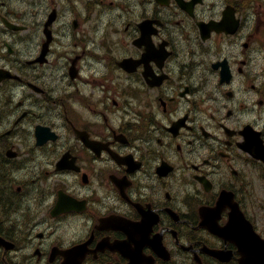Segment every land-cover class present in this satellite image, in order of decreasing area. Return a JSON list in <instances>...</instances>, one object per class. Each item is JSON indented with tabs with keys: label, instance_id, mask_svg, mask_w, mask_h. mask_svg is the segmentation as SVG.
<instances>
[{
	"label": "flooded vegetation",
	"instance_id": "flooded-vegetation-1",
	"mask_svg": "<svg viewBox=\"0 0 264 264\" xmlns=\"http://www.w3.org/2000/svg\"><path fill=\"white\" fill-rule=\"evenodd\" d=\"M87 42L127 104L58 101L48 66L78 72ZM60 109L57 149L35 128ZM259 239L264 0H0V264H245Z\"/></svg>",
	"mask_w": 264,
	"mask_h": 264
},
{
	"label": "rangeland",
	"instance_id": "rangeland-1",
	"mask_svg": "<svg viewBox=\"0 0 264 264\" xmlns=\"http://www.w3.org/2000/svg\"><path fill=\"white\" fill-rule=\"evenodd\" d=\"M110 15H115L114 12L109 13ZM104 16V17H103ZM102 19L105 21L109 17L107 13H104ZM90 27L87 29V37H90ZM68 38L65 40L67 43V47L71 46L74 43V39H79L80 34L74 35L72 32H69ZM91 37L96 40L99 39L96 32H94ZM87 39V38H86ZM86 55L85 58L81 61L83 68L79 71V75L73 79L69 80L67 71H65V76H63L62 69L56 65L54 67L48 66L47 69V77L53 81H51L52 86L55 90L56 97H60L65 103V107L70 113H78L82 110V104H112V100H116L118 104H127L126 101L130 98L132 92L129 90V87L125 84L123 76H117L111 73H103L105 64L108 61L101 60V62H97L90 58L92 55L100 54V48L97 46H93L92 43L87 44L86 46ZM54 49L57 51H61V47L57 44L54 45ZM81 50V49H80ZM79 50V51H80ZM75 49L70 51L71 55L79 52ZM94 57V56H92ZM99 73L100 76H106L107 80H103V83H98L95 81V74ZM110 76L112 78L110 79ZM121 83H120V81ZM83 83L87 84L88 87L83 89ZM119 83V84H118ZM92 90H95V93H92ZM101 90L105 92V99L103 102L100 100V96L102 94ZM99 96L98 103L94 100L95 96ZM88 97L92 98V100L88 99ZM62 110H58L57 115H55V128L57 132L61 135L60 141H58L57 149H59L63 143V132H64V120L60 114ZM46 119V118H45ZM13 119L9 118L5 122L7 127H10ZM4 145L8 144L7 141L3 143ZM66 228V227H65Z\"/></svg>",
	"mask_w": 264,
	"mask_h": 264
},
{
	"label": "bare ground",
	"instance_id": "bare-ground-1",
	"mask_svg": "<svg viewBox=\"0 0 264 264\" xmlns=\"http://www.w3.org/2000/svg\"><path fill=\"white\" fill-rule=\"evenodd\" d=\"M96 4V3H95ZM98 4V3H97ZM84 9H86V8H84ZM116 10V9H115ZM35 12V11H34ZM108 14V13H107ZM113 16V15H112ZM104 17V16H103ZM78 20V19H77ZM89 20V19H88ZM120 20V19H119ZM6 23V22H5ZM94 23V22H93ZM6 24H9V26L11 27V29L13 28H16V26H15V24L13 25V23H11V22H9V23H6ZM102 24V23H101ZM125 26V25H124ZM98 28V27H97ZM96 28V29H97ZM10 29V28H9ZM97 31V30H96ZM115 33V32H114ZM118 33V32H117ZM114 35V34H113ZM109 40V39H108ZM87 44H88V42H87ZM116 44V43H115ZM70 46V45H69ZM113 46V45H112ZM103 48V47H102ZM116 49V48H115ZM112 53V52H111ZM14 75V77L15 78H17L16 77V75L15 74H13ZM8 82V81H7ZM10 131V130H9ZM17 133L15 132V135H16ZM13 135H14V133H13ZM14 137V136H13ZM6 181V180H5ZM10 181V180H9ZM5 189V188H4ZM8 190V189H7ZM27 195V194H26ZM13 199V198H12ZM27 201V200H26ZM13 206V205H12ZM11 210V209H10ZM9 211V210H8ZM19 211V210H18ZM6 214V213H5ZM19 218V217H18ZM9 221V220H8ZM5 235V234H4ZM3 238V237H2ZM25 242V241H24ZM20 250V249H19ZM18 250V251H19ZM24 250V249H23ZM17 252V251H16Z\"/></svg>",
	"mask_w": 264,
	"mask_h": 264
},
{
	"label": "water",
	"instance_id": "water-1",
	"mask_svg": "<svg viewBox=\"0 0 264 264\" xmlns=\"http://www.w3.org/2000/svg\"><path fill=\"white\" fill-rule=\"evenodd\" d=\"M248 264H264V257H259V260H247Z\"/></svg>",
	"mask_w": 264,
	"mask_h": 264
}]
</instances>
